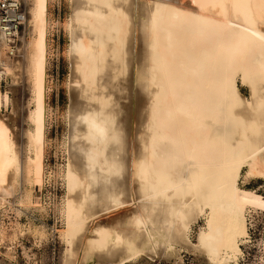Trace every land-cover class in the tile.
<instances>
[{"label": "bare ground", "instance_id": "obj_1", "mask_svg": "<svg viewBox=\"0 0 264 264\" xmlns=\"http://www.w3.org/2000/svg\"><path fill=\"white\" fill-rule=\"evenodd\" d=\"M23 1V45L18 56L0 47V79L9 77L16 92L19 80L30 84L31 129L20 145L7 90L0 110L14 108L0 114V206L22 180L19 203L33 206L29 188L46 175L50 0ZM66 3L58 22L72 75L59 231L65 263L168 260L172 250L182 264L184 250L203 264H238L247 211L264 210V197L238 183L244 169L245 180L264 178V0ZM124 82L141 94L137 117L114 97Z\"/></svg>", "mask_w": 264, "mask_h": 264}, {"label": "rangeland", "instance_id": "obj_2", "mask_svg": "<svg viewBox=\"0 0 264 264\" xmlns=\"http://www.w3.org/2000/svg\"><path fill=\"white\" fill-rule=\"evenodd\" d=\"M48 7L49 13H51V26L53 28L50 26L48 33L50 55L46 77V105L48 111L45 129L46 175L42 187L36 185L32 188L27 187L32 195L33 206L23 207L19 203V198L25 188L23 180L20 183L21 186L18 189V194L9 200V205L11 206H0V232L2 233L5 230L2 234L0 233V264H66L64 258L66 245L60 239L59 231L63 228L64 223L60 209L65 192L63 175L68 159L66 146L68 145L66 141L68 137L67 130L69 129L67 112L68 105H70L68 84L72 75L70 72L71 64L66 56L69 43L68 38L64 29L60 25L58 26V22L60 24L64 23L68 14V7L66 0H50ZM23 30L24 27L18 40L19 49L23 45L21 39ZM16 60L22 62L23 59L20 57L16 58ZM19 82L16 92L11 88V79L9 77H1L0 98L3 100L5 92H13L10 96L15 104L16 120L14 127L16 128L17 139L20 145H22L23 133L31 129V125L25 119V108H27L30 99V84L25 79H21ZM122 84L123 87H126L125 90L128 91L127 95L126 91L125 93L123 91L120 92V94H123L122 96L119 92L115 93L113 91L114 97L116 100H119L118 105H121L124 111L130 113L133 109L132 112L137 117L139 114L138 106H140L138 98L141 94H134L135 92H132L134 91V82L133 87H131L132 89L130 88V82ZM237 86L240 92L245 97H248V90L245 86L241 85L239 79L237 80ZM122 97L123 99L128 98V101H123ZM12 108L14 107L9 105L7 112L2 107L0 114L5 113L8 115ZM135 119L133 121L134 125L136 123ZM244 173L245 169L242 171L239 179V186L264 197V178L255 177L245 180L243 177ZM246 216L248 238L239 242L242 255L238 258V264H264V210L250 208ZM202 226L203 221H199L192 227L190 239L194 244L197 242L196 234H198L197 232ZM171 254L172 257L168 259L169 261L159 258L150 260L148 257H135L130 261L124 262V264H176L175 261L178 260L174 259V251L171 250ZM179 256L183 260L182 264H203L193 253L187 254L184 250H181ZM92 259H89L85 264H98L96 258Z\"/></svg>", "mask_w": 264, "mask_h": 264}, {"label": "built area", "instance_id": "obj_3", "mask_svg": "<svg viewBox=\"0 0 264 264\" xmlns=\"http://www.w3.org/2000/svg\"><path fill=\"white\" fill-rule=\"evenodd\" d=\"M25 18L23 0H0V47L9 56L17 54L18 36L24 27Z\"/></svg>", "mask_w": 264, "mask_h": 264}]
</instances>
